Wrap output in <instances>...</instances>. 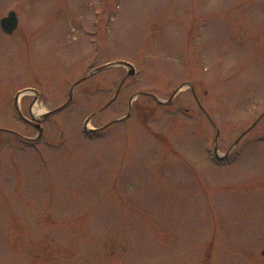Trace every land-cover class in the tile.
<instances>
[{
  "label": "rangeland",
  "instance_id": "374dc122",
  "mask_svg": "<svg viewBox=\"0 0 264 264\" xmlns=\"http://www.w3.org/2000/svg\"><path fill=\"white\" fill-rule=\"evenodd\" d=\"M11 10L0 128L21 137L0 131V264H264V0ZM114 61L136 74L107 107L127 68L87 76ZM25 89L37 117L63 106L35 144Z\"/></svg>",
  "mask_w": 264,
  "mask_h": 264
},
{
  "label": "water",
  "instance_id": "95a60500",
  "mask_svg": "<svg viewBox=\"0 0 264 264\" xmlns=\"http://www.w3.org/2000/svg\"><path fill=\"white\" fill-rule=\"evenodd\" d=\"M18 23H19V18H18V15H17L16 11H14V10L10 11L9 14H8L7 16H5V17H3V18L1 19V27H2V29H3L6 33H9V34H10V33H13V32L16 30V28L18 27ZM115 65H123V66L127 67V68H128V72H127L126 76L124 77V79L122 80L120 86L118 87V89H117V91H116L115 96H114L113 99L110 101V103L113 102V101L115 100V98L117 97V95H118V93H119V91H120V89H121V86H122V84L124 83V81H125L128 77L135 75V73H136V68H135V66H134L132 63L128 62V61L111 62V63H108V64H106V65H104V66L98 67L97 69H95V70L91 73V75H93L94 73L100 72L101 70H103V69H105V68H107V67L115 66ZM74 87H75V85L73 86L72 91H73ZM136 95H137V94H136ZM136 95L132 96V99H133ZM174 95H175V94H174ZM18 97H19V94H18L17 98H18ZM72 98H73V93L71 92L69 102L72 101ZM57 110H58V109H57ZM55 111H56V110L48 111L47 113L43 114L41 118H39V119H36V118H35V119L32 120L33 122L36 123V127L38 128V131H39V136H40V135L42 134V132H43V127H42V125H41L40 122H41L42 120L46 119L48 116H50V115H51L52 113H54ZM127 116H129V115H127ZM93 117H94V115L90 116V117L86 120V123H85V131H86L87 133H91V132L94 131V129H91V128H88V127H87V124L89 123V121H90ZM218 134H219V133H218ZM216 142H217V139H216ZM215 154H216L217 156L219 155L217 144H216V146H215ZM262 253H263V255H264V250H263Z\"/></svg>",
  "mask_w": 264,
  "mask_h": 264
},
{
  "label": "flooded vegetation",
  "instance_id": "af4514ba",
  "mask_svg": "<svg viewBox=\"0 0 264 264\" xmlns=\"http://www.w3.org/2000/svg\"><path fill=\"white\" fill-rule=\"evenodd\" d=\"M17 30V29H16ZM15 30V31H16ZM3 31V30H2ZM14 31V32H15ZM4 32V31H3ZM13 32V33H14ZM5 33V32H4ZM13 33H10V34H8V35H12ZM5 34H7V33H5ZM123 80V79H122ZM121 80V81H122ZM121 83V82H120ZM125 83V82H124ZM124 85V84H123ZM122 85V86H123ZM16 97H17V94L15 95V101H16ZM38 97H39V95H38V93L36 92L35 93V97L33 98V100H32V102L30 103V105H29V108H28V110H29V113H30V116H31V118H29L28 120H25L28 124H30V125H32L34 128H36V123L35 122H32V121H30L32 118H34V116H33V114L31 113V110H32V108H33V106H34V104L36 103V101L38 100ZM16 105V104H15ZM20 107V106H19ZM19 107H17L16 106V110L17 111H19L20 112V109H21V107L19 108ZM0 131L1 132H5V131H7V132H9V133H11V134H13V135H15V136H17V137H21V134L19 133V132H17V131H15V130H9V129H7V128H0ZM27 138V143H29V144H35V142L33 141V139H34V137L33 138H30V137H26Z\"/></svg>",
  "mask_w": 264,
  "mask_h": 264
},
{
  "label": "bare ground",
  "instance_id": "6f19581e",
  "mask_svg": "<svg viewBox=\"0 0 264 264\" xmlns=\"http://www.w3.org/2000/svg\"><path fill=\"white\" fill-rule=\"evenodd\" d=\"M33 110H34L33 112H35L36 115L41 114V112H40V110H38L37 106H35Z\"/></svg>",
  "mask_w": 264,
  "mask_h": 264
}]
</instances>
